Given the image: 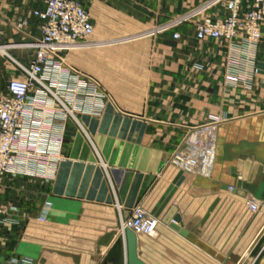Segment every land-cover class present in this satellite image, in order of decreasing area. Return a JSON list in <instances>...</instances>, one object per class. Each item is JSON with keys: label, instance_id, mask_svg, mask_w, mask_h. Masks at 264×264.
<instances>
[{"label": "crops", "instance_id": "obj_1", "mask_svg": "<svg viewBox=\"0 0 264 264\" xmlns=\"http://www.w3.org/2000/svg\"><path fill=\"white\" fill-rule=\"evenodd\" d=\"M78 1L93 34L61 53L66 66L52 59L49 90L37 85L29 96L52 99L72 76L85 92L59 94L76 102L61 149H52L53 177L4 179L0 264H102L139 205L159 221L154 236H137L145 264H238L264 228V26L253 85L229 87L225 41L198 40L197 20L157 30L208 0ZM42 8L43 0H0V96L33 58L42 35L33 11ZM224 12L221 4L204 16ZM213 119L222 122L211 177L168 165L181 139ZM172 209L187 237L165 223ZM243 264H264V234Z\"/></svg>", "mask_w": 264, "mask_h": 264}, {"label": "built area", "instance_id": "obj_2", "mask_svg": "<svg viewBox=\"0 0 264 264\" xmlns=\"http://www.w3.org/2000/svg\"><path fill=\"white\" fill-rule=\"evenodd\" d=\"M221 4L225 7L224 14L215 18L204 16ZM33 15L41 23V39L31 44L35 52L29 65L19 67L23 78L10 79L7 94L0 96V197L4 179L9 174L37 172L45 179L53 177L59 158L52 149H61L65 122L74 116L76 101L72 97V106L63 102L59 94L65 93V85L60 89L56 84V91L49 100L40 96L30 98L29 93L37 85L49 90L44 79L50 61L56 59L59 69L66 66L61 53L85 44L93 34L89 12L78 0H43V8L34 10ZM192 20H197L194 29L198 40L225 41L224 83L229 87H251L258 73L256 57L263 38L264 0H208L157 30L170 31ZM179 38L178 33L173 34V39ZM72 79L68 90L81 92L83 89L75 86L78 78L72 76ZM97 95L90 93L89 96L97 98ZM221 122L213 119L206 126L191 129L170 155L168 165L191 176L209 179L215 164L216 131ZM55 123L60 127L54 131L51 126ZM51 143L55 145L53 148ZM250 208L258 210L256 204ZM4 212L0 204V213ZM158 225L159 221L139 205L134 207L131 217L122 222L120 236L123 237L127 229L136 236H154Z\"/></svg>", "mask_w": 264, "mask_h": 264}, {"label": "water", "instance_id": "obj_3", "mask_svg": "<svg viewBox=\"0 0 264 264\" xmlns=\"http://www.w3.org/2000/svg\"><path fill=\"white\" fill-rule=\"evenodd\" d=\"M165 223H168L172 229L178 231L182 236L187 237V231L179 226V224H181V218L176 214V209L171 210ZM263 234L264 228L238 264H243L245 262ZM102 264H145L138 256L137 236L131 230L127 229L123 237L116 240Z\"/></svg>", "mask_w": 264, "mask_h": 264}, {"label": "rangeland", "instance_id": "obj_4", "mask_svg": "<svg viewBox=\"0 0 264 264\" xmlns=\"http://www.w3.org/2000/svg\"><path fill=\"white\" fill-rule=\"evenodd\" d=\"M217 129H218V128H217ZM188 134H189V133H187L185 136H187ZM216 135H217V131H216ZM185 136H184V137H185ZM184 137H183V138H184ZM183 138L181 139V141H180L179 144H181ZM179 144H178V145H179ZM178 145H177V146H178ZM177 146H176V147H177ZM176 147H175V148H176ZM175 148H174V149H175ZM173 151H174V150H173ZM171 154H172V153H171ZM169 158H170V157H169ZM168 161H169V159H168ZM174 167H175V166H174ZM176 168H177V167H176ZM177 169H178V168H177ZM178 170H179V169H178ZM179 171H181V170H179ZM181 172H183V171H181ZM183 173H184V172H183ZM185 174H186V173H185ZM186 175H189V174H186ZM190 176H191V175H190ZM250 209H251V208H250ZM251 210H252V209H251ZM252 211H253V210H252ZM254 212H256V211H254ZM130 217H131V215H130ZM124 222H125V221H124ZM121 224H122V223H121ZM120 228H121V226H120ZM120 228H119V237H121V236H120ZM143 236H145V235H143ZM148 237H152V236H148Z\"/></svg>", "mask_w": 264, "mask_h": 264}, {"label": "bare ground", "instance_id": "obj_5", "mask_svg": "<svg viewBox=\"0 0 264 264\" xmlns=\"http://www.w3.org/2000/svg\"><path fill=\"white\" fill-rule=\"evenodd\" d=\"M215 155H216V148H215Z\"/></svg>", "mask_w": 264, "mask_h": 264}]
</instances>
